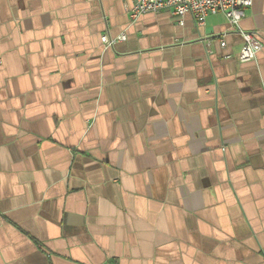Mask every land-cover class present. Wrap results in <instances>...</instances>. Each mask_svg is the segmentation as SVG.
<instances>
[{
	"label": "crops",
	"instance_id": "0c3cea01",
	"mask_svg": "<svg viewBox=\"0 0 264 264\" xmlns=\"http://www.w3.org/2000/svg\"><path fill=\"white\" fill-rule=\"evenodd\" d=\"M133 3L0 0V264H264V0Z\"/></svg>",
	"mask_w": 264,
	"mask_h": 264
},
{
	"label": "built area",
	"instance_id": "2783aa9c",
	"mask_svg": "<svg viewBox=\"0 0 264 264\" xmlns=\"http://www.w3.org/2000/svg\"><path fill=\"white\" fill-rule=\"evenodd\" d=\"M254 0H134L130 9L131 16L137 18L140 15L151 12L167 11L175 17L179 24H184V17L191 14L199 24H204L211 14L223 13L232 30L239 31L243 36L244 43L238 53L241 62H248L256 58L257 53L263 48V42L251 31L240 28V22L245 17L246 11L253 5ZM102 43L110 47L116 42L125 39V34L111 37L107 34L102 36ZM221 45L226 46L224 38ZM4 220L0 212V226Z\"/></svg>",
	"mask_w": 264,
	"mask_h": 264
}]
</instances>
